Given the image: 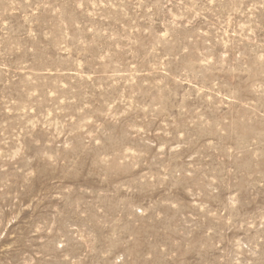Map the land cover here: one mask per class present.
I'll use <instances>...</instances> for the list:
<instances>
[{
  "label": "rangeland",
  "instance_id": "1",
  "mask_svg": "<svg viewBox=\"0 0 264 264\" xmlns=\"http://www.w3.org/2000/svg\"><path fill=\"white\" fill-rule=\"evenodd\" d=\"M0 264H264V0H0Z\"/></svg>",
  "mask_w": 264,
  "mask_h": 264
}]
</instances>
